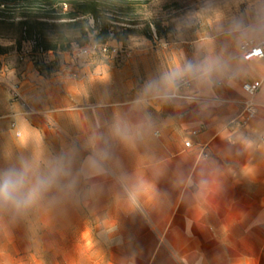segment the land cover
Segmentation results:
<instances>
[{
  "label": "crops",
  "instance_id": "crops-1",
  "mask_svg": "<svg viewBox=\"0 0 264 264\" xmlns=\"http://www.w3.org/2000/svg\"><path fill=\"white\" fill-rule=\"evenodd\" d=\"M261 37L245 27L115 58L57 51L43 67L18 60L20 38L0 43V172L63 169L22 211L38 216L36 264H264V59L240 52ZM207 57L221 65L210 81L140 102L176 63ZM244 82H259L257 117L230 131Z\"/></svg>",
  "mask_w": 264,
  "mask_h": 264
},
{
  "label": "rangeland",
  "instance_id": "rangeland-1",
  "mask_svg": "<svg viewBox=\"0 0 264 264\" xmlns=\"http://www.w3.org/2000/svg\"><path fill=\"white\" fill-rule=\"evenodd\" d=\"M95 4L101 22L110 25L113 40L109 45L116 49L114 53L91 48L93 33L87 34L88 42L80 45L84 37L77 29L63 25L64 19L49 21L54 26L44 29L46 44L66 48V52L71 51L70 57H78L81 49L88 48L82 56L106 58L113 54L115 58L131 49L193 41L218 29L250 27L253 32L264 34V0H95ZM66 10L62 8L63 12ZM5 14L0 21V43L8 45L13 38L22 37L17 23L23 18ZM88 23L94 26L92 18H88ZM31 41L22 40L18 60L38 67L50 64L55 52L34 48ZM37 218L34 213L0 210V264H36Z\"/></svg>",
  "mask_w": 264,
  "mask_h": 264
},
{
  "label": "clouds",
  "instance_id": "clouds-1",
  "mask_svg": "<svg viewBox=\"0 0 264 264\" xmlns=\"http://www.w3.org/2000/svg\"><path fill=\"white\" fill-rule=\"evenodd\" d=\"M220 70L219 60L212 57H207L199 63L190 61L184 64L176 63L158 80L145 85L140 102L149 95L165 100L172 99L178 91L180 82L185 78L210 81L212 74ZM116 131L119 134L118 126ZM89 167L97 174L100 171V164L95 159L89 161ZM62 172L63 169L57 166L48 174H36L33 164L26 160H21L19 167L0 172V210L13 209L21 212L32 207L52 188ZM137 191L138 189L129 193L133 202L136 201Z\"/></svg>",
  "mask_w": 264,
  "mask_h": 264
},
{
  "label": "trees",
  "instance_id": "trees-1",
  "mask_svg": "<svg viewBox=\"0 0 264 264\" xmlns=\"http://www.w3.org/2000/svg\"><path fill=\"white\" fill-rule=\"evenodd\" d=\"M63 7L67 8L65 12L62 11ZM7 12L13 17L23 18L17 23L22 35L20 40H32L35 37V46L41 47L43 51H66V48H57L56 43L46 44L44 29L54 26L49 21L56 19H64L66 22L63 25L78 30L84 37L80 45L87 43L86 35L92 33L94 44H105L113 39L108 29L110 25L100 20L95 0H0V21ZM88 18L93 19V27L88 23Z\"/></svg>",
  "mask_w": 264,
  "mask_h": 264
},
{
  "label": "built area",
  "instance_id": "built-area-1",
  "mask_svg": "<svg viewBox=\"0 0 264 264\" xmlns=\"http://www.w3.org/2000/svg\"><path fill=\"white\" fill-rule=\"evenodd\" d=\"M112 34H110V37L112 38ZM111 39L110 41H112ZM109 41V42H110ZM33 43V47L36 48L35 44L36 42L32 39L31 41ZM109 42L105 44H91L90 47L93 49H98L102 51L103 53L112 52L114 53L116 49L109 45ZM88 48H83L80 50L79 54L85 55L88 53ZM40 52H43L41 49H39ZM240 52L242 59L245 61H250L253 59H264V40L254 43L252 41H243L240 45ZM191 81L184 79L180 82L179 88L181 87H187L190 86ZM178 88V89H179ZM241 88L243 92L245 93V97L242 100L241 104V110L238 113L237 116L230 119L226 123V128L230 131H242L247 132L251 129L253 122L255 121L258 113V104L255 101V95L257 93V90L259 88V82H244L241 85ZM192 130L191 135H196L199 130ZM185 147H190L189 142L184 143Z\"/></svg>",
  "mask_w": 264,
  "mask_h": 264
},
{
  "label": "snow or ice",
  "instance_id": "snow-or-ice-1",
  "mask_svg": "<svg viewBox=\"0 0 264 264\" xmlns=\"http://www.w3.org/2000/svg\"><path fill=\"white\" fill-rule=\"evenodd\" d=\"M84 238H85V240H86V241H88V235H87V233H85V237H84ZM91 246H92V245H91V242H90V241H88V243H87V248H89V249H90V248H91Z\"/></svg>",
  "mask_w": 264,
  "mask_h": 264
}]
</instances>
